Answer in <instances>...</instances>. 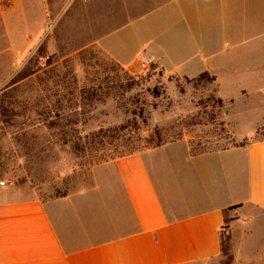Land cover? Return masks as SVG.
<instances>
[{
  "label": "crops",
  "instance_id": "obj_1",
  "mask_svg": "<svg viewBox=\"0 0 264 264\" xmlns=\"http://www.w3.org/2000/svg\"><path fill=\"white\" fill-rule=\"evenodd\" d=\"M43 1L50 21L82 30L77 52L98 47L132 76L149 56L169 77L208 74L232 110L220 87L248 102L259 84L260 68L238 59L236 0ZM224 235L230 264H264V140L198 153L170 142L97 165L89 186L46 201L0 187V264H217Z\"/></svg>",
  "mask_w": 264,
  "mask_h": 264
},
{
  "label": "rangeland",
  "instance_id": "obj_2",
  "mask_svg": "<svg viewBox=\"0 0 264 264\" xmlns=\"http://www.w3.org/2000/svg\"><path fill=\"white\" fill-rule=\"evenodd\" d=\"M236 1L238 59L260 70L248 102L245 89L220 87L222 99H235L232 110L209 75L169 77L153 67L132 76L98 47L77 52L82 30L68 34L46 18L43 0H0V182L46 201L89 186L97 165L170 142L198 153L264 140L263 123L252 131L264 122V0ZM231 260L228 244L217 264Z\"/></svg>",
  "mask_w": 264,
  "mask_h": 264
},
{
  "label": "built area",
  "instance_id": "obj_3",
  "mask_svg": "<svg viewBox=\"0 0 264 264\" xmlns=\"http://www.w3.org/2000/svg\"><path fill=\"white\" fill-rule=\"evenodd\" d=\"M156 65L154 57H146L141 61V68L143 73H148ZM6 182H0V187H6Z\"/></svg>",
  "mask_w": 264,
  "mask_h": 264
},
{
  "label": "trees",
  "instance_id": "obj_4",
  "mask_svg": "<svg viewBox=\"0 0 264 264\" xmlns=\"http://www.w3.org/2000/svg\"><path fill=\"white\" fill-rule=\"evenodd\" d=\"M202 76H208V74H204V75H202ZM213 81L215 82V78H213ZM132 155V154H131ZM127 156H129V155H127ZM121 157H125V156H121ZM229 243H228V240H227V238H226V236L224 235L223 236V249H224V246L225 245H228Z\"/></svg>",
  "mask_w": 264,
  "mask_h": 264
}]
</instances>
